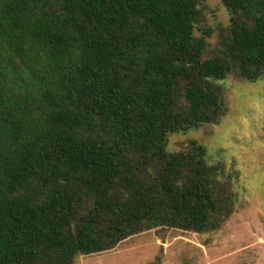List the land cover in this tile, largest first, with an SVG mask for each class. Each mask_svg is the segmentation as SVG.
<instances>
[{
  "label": "trees",
  "instance_id": "1",
  "mask_svg": "<svg viewBox=\"0 0 264 264\" xmlns=\"http://www.w3.org/2000/svg\"><path fill=\"white\" fill-rule=\"evenodd\" d=\"M221 4L206 58L204 0H0V264L222 227L235 174L197 141L167 151L221 120L229 75L264 79V0Z\"/></svg>",
  "mask_w": 264,
  "mask_h": 264
},
{
  "label": "rangeland",
  "instance_id": "2",
  "mask_svg": "<svg viewBox=\"0 0 264 264\" xmlns=\"http://www.w3.org/2000/svg\"><path fill=\"white\" fill-rule=\"evenodd\" d=\"M205 26L210 29L205 57L220 51L228 15L221 0H204ZM264 79L254 83L229 75L224 81L225 115L168 136L167 151L185 148L191 140L234 173L233 213L213 232L196 234L152 229L114 248L78 256L73 264H264Z\"/></svg>",
  "mask_w": 264,
  "mask_h": 264
}]
</instances>
